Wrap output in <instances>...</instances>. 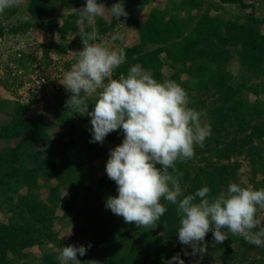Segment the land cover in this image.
I'll use <instances>...</instances> for the list:
<instances>
[{
  "label": "trees",
  "instance_id": "obj_1",
  "mask_svg": "<svg viewBox=\"0 0 264 264\" xmlns=\"http://www.w3.org/2000/svg\"><path fill=\"white\" fill-rule=\"evenodd\" d=\"M258 1L261 0H221L238 4L242 9H253L243 21L240 17L226 19L221 14H212L211 7L219 10L223 5L210 3L205 7L206 0H179L174 3V10L152 8L145 19L137 15L151 0H124L126 18L118 20L110 15L109 19H96L100 37L121 23L138 31L137 42L125 47L126 61L115 71L114 78H119L121 73L127 75L132 66H139L160 82L165 81V67L173 70L171 77L175 80L182 75L187 77V83L195 80L196 91L188 93L189 107L207 112L212 135L204 147L195 148L193 159L176 165L184 173L181 187L185 195L194 194L204 186L210 188V196L226 193L230 183L249 187L238 178L240 156L251 163L252 188H264V97H261L264 19L254 14ZM117 2L105 0L109 8ZM85 5L86 0H30L27 8L30 19L10 30L41 28L60 34L65 42L71 35L72 46H83L79 36L81 27L75 21L79 9ZM6 10L15 14L17 7ZM56 11L63 12L59 18L53 15ZM83 28L90 31L86 24ZM6 33L0 21V37ZM67 49L63 45L59 52ZM235 55L246 72L244 80L238 83L228 70ZM20 62L23 65L25 61ZM255 79L261 80L254 82ZM45 86L41 84L37 100L45 96ZM70 95L62 92L54 95L58 122L71 129L56 145L57 160L47 151L53 136L43 121V113L35 117L29 114L32 102L37 100L14 103L7 113L8 121L0 122V201L8 202L12 212L10 221H0V264H18L17 259H24L20 264H36L30 260L33 247L43 248L47 242L60 247L67 245L54 229L56 219L70 228L80 246L87 248L84 256L78 255L82 264L87 261H93L87 264H167L177 254L185 264H197L198 253L186 255L191 253V247L178 240L180 217L176 205L162 201L167 211L152 230L126 224L122 217L105 208L106 198L118 194L115 182L105 174L95 185H90L81 168L104 158L108 149L101 143H90L91 128L79 130V135L72 134L77 129L75 119L65 107ZM45 100L52 102L48 97ZM85 102L91 111L94 102ZM3 108L0 107V114ZM43 185L49 191L45 200L37 194ZM23 189L26 193L16 199L15 195ZM63 189L70 191L68 196L63 195ZM60 205L62 215L57 214ZM228 235L222 244H217L209 232L205 238L207 251L202 254L208 260L199 264H215L214 260L218 264H264V247L249 244L239 235ZM54 254L44 249L38 264H60Z\"/></svg>",
  "mask_w": 264,
  "mask_h": 264
},
{
  "label": "clouds",
  "instance_id": "obj_2",
  "mask_svg": "<svg viewBox=\"0 0 264 264\" xmlns=\"http://www.w3.org/2000/svg\"><path fill=\"white\" fill-rule=\"evenodd\" d=\"M21 3L22 0H0V14ZM109 15L118 20L126 18L124 0L110 8L97 0H86V5L79 9L75 23L81 27L83 48L74 51L76 61L60 81L71 93L65 107L91 118L90 143L103 144L110 133L123 132L122 143L110 149L105 167L118 193L106 198L105 208L122 217L126 224L152 230L167 211L162 201L176 205L180 217L178 240L192 249L186 255L205 253L209 232L217 244H222L231 233L249 244L264 247V227H260L257 215L264 210V188L230 183L226 193L222 191L216 196H210L207 186L185 195L181 187L184 173L176 165L193 159L195 148L204 147L212 135L211 126L202 123L207 112L189 107V95L180 84L157 81L139 66L114 78L115 71L126 61V52L96 42L103 39L95 27L96 19ZM85 24L90 31L84 30ZM124 39V34L112 36L114 41ZM93 96L94 108L89 111L84 98ZM86 252L83 245L64 246L57 260L60 264H82L78 255L84 256ZM177 261L185 264L179 254L167 264Z\"/></svg>",
  "mask_w": 264,
  "mask_h": 264
},
{
  "label": "rangeland",
  "instance_id": "obj_3",
  "mask_svg": "<svg viewBox=\"0 0 264 264\" xmlns=\"http://www.w3.org/2000/svg\"><path fill=\"white\" fill-rule=\"evenodd\" d=\"M251 0H247L250 2ZM30 0H22L20 6L17 7L15 14H11L10 11L5 10L4 13L0 14V21L2 25L7 29V33L0 37V107H4V112L1 111L0 122H7L9 119L8 112L14 107V103H28L32 102V99L37 100L41 89V84H46L44 94L45 96L37 101L32 102V107L29 111L31 117H35L37 114L43 113V121L49 125V132L53 136V143L49 145L47 151L50 155L55 156V160L59 159L58 152H56V145L63 139H65L71 129L69 127H64L65 123L59 124L58 118L55 113V108L57 107L56 98H54L55 93H66L64 86L60 83L62 81L65 73L70 70L72 64L76 61V54L74 51L82 50L83 46L75 45L72 46L73 36H69L67 42L60 38V34L54 32H48L41 28H30L29 30H20L18 32L11 31L10 29L14 26L21 25L23 22L30 19L28 14V4ZM98 3H105V0H97ZM175 2L179 0H151L150 3L144 6L143 10L138 13L139 19H145L152 8H167L175 9ZM210 3L222 4V9H216L211 7L212 14H221L223 18L230 19L240 17L243 21L247 14L251 13L253 9H242L238 4L233 3H222L221 0H206V6L209 7ZM63 12L56 11L53 13L54 16L60 17ZM254 14L258 17L264 19V0L258 1L256 3V8ZM179 15L184 16L185 12H179ZM110 15L105 18L109 19ZM61 22V21H60ZM262 32L264 33V25L262 26ZM124 34L125 39L112 40V36L116 34ZM102 40H98L104 46L110 49H119L131 46L138 40V31L136 28L127 26L125 24H119L111 33L102 37ZM67 46V51L59 52L62 50V46ZM21 61H25L21 64ZM43 62V63H42ZM47 62V63H45ZM69 64V65H68ZM228 70L234 74L235 82H241L246 76V72L241 68L238 56L235 55L228 65ZM164 79L175 81L180 84L187 93H194L196 91L195 80L187 83V77L182 75L177 80L173 79L171 75L173 70L170 67H165L163 70ZM261 79H255L254 82H259ZM41 82V84H39ZM48 84V85H47ZM36 94V97L32 96ZM251 97H255L250 94ZM48 97L52 99V102L46 103L45 98ZM264 97V92L261 94ZM216 98V96L214 97ZM213 98V99H214ZM86 100H91L95 103L96 97H85ZM212 99V100H213ZM211 101V100H210ZM71 116L75 119V125L77 129L72 134L79 135V130L83 131L87 128H91V118L87 115H80L74 111H69ZM202 123L208 124V117L206 119L202 118ZM123 141V133L121 130L114 131L110 133L104 140L103 144L108 149V154L92 165H84L82 173L86 181L90 185H95L96 180L102 175L107 174L105 171L107 160L109 159L110 149L121 144ZM15 140L13 143H16ZM2 144V141H0ZM264 145V142H263ZM241 167L238 170V178L243 184H249L251 186V176H252V166L245 156H240ZM260 177V176H258ZM228 188L225 190L227 191ZM26 189H23L19 194L15 195L16 199L20 195L25 194ZM64 196H68L69 190H62ZM37 194L41 196V199L45 200L49 194L48 187L43 185L37 190ZM18 196V197H17ZM8 202L3 203L0 201V221L8 222L12 216V212L8 209ZM57 214L62 215V205L57 208ZM261 220V226L264 227V210H261L258 214ZM55 231L58 233L59 239L67 242L70 245L80 246L81 242L77 241L73 237V232L68 226L59 222L58 219L55 220ZM44 249L52 252L54 258L57 259L59 252L62 247L57 246L53 242H47L43 246ZM39 246H35L30 249L32 256L30 260L33 263L38 264L40 259L43 257L44 249ZM29 250V249H26ZM14 256V255H11ZM198 263L206 262L203 255H197ZM17 259V258H16ZM24 259L17 263L20 264ZM215 264L218 261L214 260Z\"/></svg>",
  "mask_w": 264,
  "mask_h": 264
},
{
  "label": "built area",
  "instance_id": "obj_4",
  "mask_svg": "<svg viewBox=\"0 0 264 264\" xmlns=\"http://www.w3.org/2000/svg\"><path fill=\"white\" fill-rule=\"evenodd\" d=\"M39 84H41V82H39Z\"/></svg>",
  "mask_w": 264,
  "mask_h": 264
}]
</instances>
